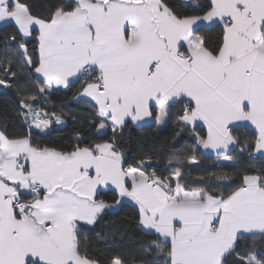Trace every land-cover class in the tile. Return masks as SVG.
Segmentation results:
<instances>
[{
    "label": "snow or ice",
    "instance_id": "1",
    "mask_svg": "<svg viewBox=\"0 0 264 264\" xmlns=\"http://www.w3.org/2000/svg\"><path fill=\"white\" fill-rule=\"evenodd\" d=\"M0 101V264H264V0H0Z\"/></svg>",
    "mask_w": 264,
    "mask_h": 264
},
{
    "label": "trees",
    "instance_id": "2",
    "mask_svg": "<svg viewBox=\"0 0 264 264\" xmlns=\"http://www.w3.org/2000/svg\"><path fill=\"white\" fill-rule=\"evenodd\" d=\"M76 87H78V85ZM75 90L76 89L74 87L72 89V92H75ZM53 101L54 102L66 101L67 108L73 111L81 107V105L77 104L72 99L71 95L54 97ZM249 134H250V129H241L239 133V135H241L242 138ZM169 135H171V129H168L166 131H157L154 127H152V128H144V129L132 128L130 130V136L134 147L136 140L141 137L151 138L153 136H158L160 137V139H166ZM42 141L45 144H57L63 146L70 145L73 142V124L69 122L67 126H64L62 128L57 127V129L54 130L51 133V135L42 137ZM183 144L187 145L188 147H192L191 136L187 137L183 141ZM235 154L236 153H233V155ZM200 163L203 165V168H201L200 171L207 170V171H215V172H230L232 173V178L235 179L237 182H239V178H240L239 173L248 171L250 169L264 168V157L259 155L258 160L250 161L249 157L247 156V153H245V157L242 159V161H240V163H242L244 167L236 169L225 166L228 162H225L223 160L218 161L216 157L208 156L200 151ZM125 212H130V210L125 209L124 212L120 213V215H124ZM98 243H99V247L101 248L105 247L103 241H100Z\"/></svg>",
    "mask_w": 264,
    "mask_h": 264
},
{
    "label": "crops",
    "instance_id": "3",
    "mask_svg": "<svg viewBox=\"0 0 264 264\" xmlns=\"http://www.w3.org/2000/svg\"><path fill=\"white\" fill-rule=\"evenodd\" d=\"M202 153L208 155V156H213V157H216L215 153L210 151V150H200ZM264 157V156H263ZM218 161H222V160H218Z\"/></svg>",
    "mask_w": 264,
    "mask_h": 264
},
{
    "label": "built area",
    "instance_id": "4",
    "mask_svg": "<svg viewBox=\"0 0 264 264\" xmlns=\"http://www.w3.org/2000/svg\"><path fill=\"white\" fill-rule=\"evenodd\" d=\"M60 128H62V127H64V126H59ZM250 159V161H256V160H258L259 159V154H256V155H254L253 157H251V158H249Z\"/></svg>",
    "mask_w": 264,
    "mask_h": 264
}]
</instances>
